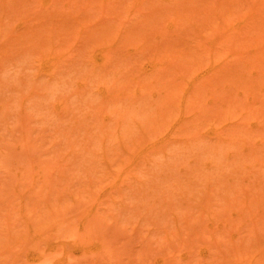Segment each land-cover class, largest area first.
<instances>
[{
	"label": "rangeland",
	"instance_id": "obj_1",
	"mask_svg": "<svg viewBox=\"0 0 264 264\" xmlns=\"http://www.w3.org/2000/svg\"><path fill=\"white\" fill-rule=\"evenodd\" d=\"M179 1L0 0V264H264V0Z\"/></svg>",
	"mask_w": 264,
	"mask_h": 264
},
{
	"label": "bare ground",
	"instance_id": "obj_2",
	"mask_svg": "<svg viewBox=\"0 0 264 264\" xmlns=\"http://www.w3.org/2000/svg\"><path fill=\"white\" fill-rule=\"evenodd\" d=\"M182 1L185 2V3L183 2L184 5H181L182 2H181V0H180L179 3H178L179 6H180V5H181L182 7H183V6H184V7L188 6V7H186V8H190V9H197V8H194V7H198V9H201L202 7H203L202 9H208L209 7H210V8H213V7H214V8H217V5H218V7H221V6L223 5L222 7H223V8H224V7L226 8V7H229V6H230V5H229L230 3H231V7H232V6L237 5V4H238L237 2H240V1H242V0H240V1H238V0H237V1H233V0H232V1H231V0H230V1H229V0H224V1H222V0H221V1H220V0H219V1H218V0H213V1H211V0H210L211 2H213L212 4H211V2H209V0H208V2L206 3L207 6L205 5V3H204L205 1H204V0H199V1L197 0V3H196L195 0H193L194 2H192V3H190L192 0H190V2H189L188 0H187V1H186V0H182ZM217 1H218V2H217ZM226 1L228 2V5H229V6L227 5ZM247 1H248V0H247ZM247 1H244V0H243L241 3H243V2L246 3ZM219 2H220V3H222V2L224 3V2H225V3H224V4H223V3L220 4ZM229 2H230V3H229ZM235 2H236V3H235ZM187 3H189V4L187 5ZM193 3H195V4H194V7H192V6H193ZM216 3H218V4H216ZM232 3H234L235 5H233ZM176 4H177V3H176ZM176 4H175V7L178 6V5L176 6ZM185 4H186V5H185ZM199 4H201L202 7H200L201 5H199ZM210 4H211V5H210ZM214 4H215V5H214ZM122 5H124V2L122 3ZM189 5H191L192 8H191ZM203 5H204V6H203ZM208 5H209V6H208ZM179 6H178L177 8H179ZM181 6H180V8H182ZM114 7H116V6H114ZM117 7H118V6H117ZM119 7H120V6H119ZM184 7H183V8H184ZM199 7H200V8H199ZM205 7H206V8H205ZM96 22H97V21H96ZM98 23L100 24V22H98ZM98 23H96L95 25H97V26H99V27L103 25L102 22H101L102 24H100V25H98ZM115 38H116V37H115ZM114 41H115V39L113 40V42H114ZM114 43H115V42H114Z\"/></svg>",
	"mask_w": 264,
	"mask_h": 264
}]
</instances>
